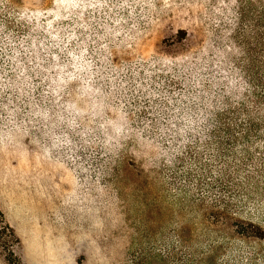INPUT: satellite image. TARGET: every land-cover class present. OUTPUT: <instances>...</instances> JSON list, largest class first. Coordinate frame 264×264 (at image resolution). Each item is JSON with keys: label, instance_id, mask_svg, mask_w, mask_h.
<instances>
[{"label": "trees", "instance_id": "obj_1", "mask_svg": "<svg viewBox=\"0 0 264 264\" xmlns=\"http://www.w3.org/2000/svg\"><path fill=\"white\" fill-rule=\"evenodd\" d=\"M5 2L0 138L101 165L152 255L264 260V0Z\"/></svg>", "mask_w": 264, "mask_h": 264}, {"label": "rangeland", "instance_id": "obj_2", "mask_svg": "<svg viewBox=\"0 0 264 264\" xmlns=\"http://www.w3.org/2000/svg\"><path fill=\"white\" fill-rule=\"evenodd\" d=\"M50 153L0 138V264H9L6 253L17 264H264L239 246L225 254L152 255L161 247L140 238L103 167Z\"/></svg>", "mask_w": 264, "mask_h": 264}]
</instances>
